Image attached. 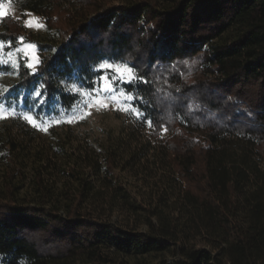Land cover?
Returning <instances> with one entry per match:
<instances>
[{
    "label": "trees",
    "instance_id": "16d2710c",
    "mask_svg": "<svg viewBox=\"0 0 264 264\" xmlns=\"http://www.w3.org/2000/svg\"><path fill=\"white\" fill-rule=\"evenodd\" d=\"M115 1L28 0L57 41L2 20L8 51L23 37L44 54L35 74L19 56L3 98L37 117L69 111L71 85L92 89L96 63L123 61L152 126L98 147L64 133L33 153L0 136V264H264V0ZM130 169L150 197L122 182Z\"/></svg>",
    "mask_w": 264,
    "mask_h": 264
},
{
    "label": "rangeland",
    "instance_id": "374dc122",
    "mask_svg": "<svg viewBox=\"0 0 264 264\" xmlns=\"http://www.w3.org/2000/svg\"><path fill=\"white\" fill-rule=\"evenodd\" d=\"M26 2H28V0H1L0 11H6L7 13L6 16H11L14 19L20 20L22 22L23 27L25 20L38 18L44 26L41 28L24 27L27 30V32L34 34L37 41H42V42H47L52 40L57 41L58 36L54 31H50L47 28L46 19L44 17L29 12L25 8ZM130 2L131 0H118L115 1L114 4L121 5ZM95 16L96 15L93 14L90 17L93 18ZM4 17L5 16L0 17V29L2 28V20ZM27 44H31L35 46L32 52L39 59L41 63L42 56L44 55L43 52H41L38 49L35 43L29 42L24 38V45ZM24 45L20 44L18 48H21ZM15 50L11 51L14 53V55L16 54ZM7 52L9 51L5 47L3 53L0 55H3L4 58H6ZM19 56L25 57L22 53L19 54ZM103 61H108L110 63H115V64L125 63L123 61H111L109 59H103L100 62L96 63L93 66V71L97 73V76L94 80L95 82L94 88L87 89L86 87H83L82 84L79 82L74 83L73 85H75L77 88V91L75 93L79 95L78 104L69 111H63L62 109L59 108H56L57 110L56 109L52 110L53 109L52 106L51 112H48L43 117H37L35 113L31 111V109L18 105L14 101L10 102L8 98H3L4 96H7L11 87H13L18 81V75H4L2 78H0V85L6 87L8 91L4 92L3 94H0V104H4L5 106L11 105L12 107H14L17 116L8 119H0V136L4 134L6 135L8 130H10V133H12L13 137H15L16 140H20L24 142L26 145L30 146L31 148L30 150L32 153L35 152L36 150L51 151L59 146H62L64 143L62 142V140L65 138L64 133L69 134L71 140H73V146L79 144L78 142H80L81 140L88 139L92 143L93 147H98V144L100 143H106L110 138H116L118 135H120V133L124 129H128V130L131 129L133 131L139 130L142 133V136L147 137V130L149 126L146 120L148 119L146 117V114L138 107L137 98L135 95H134L135 99L132 101L109 102L107 108L92 107L91 109H88V111H90L91 114L87 115L86 118L77 119L72 123L64 122L68 118L74 115H78L79 110L85 109V106L89 103V100L85 95V93L92 92L94 89H98L100 87L98 81H99V76L102 75V73L96 70V66ZM39 64L36 66V69L39 66ZM13 71L14 69L11 67V71L0 70V73H11ZM109 75H111V73H109ZM127 84L129 83L117 82L115 84V88L117 90L123 89L124 91H126L124 86ZM73 85L70 86L69 88L70 91H72L71 89ZM93 95H95L94 92ZM129 104L137 108L140 111V113L143 114V117L137 118V116L134 114H129L126 111L117 110L118 108L127 106ZM25 112H31V114L37 117L39 121H43L45 123L51 121H61V122L52 123L49 127H47V131H42L37 127H33L31 124L27 123L22 118H18L20 114ZM152 144H156V142L152 141ZM136 172H138V175H135ZM26 173L28 175V180H29L30 170L28 169ZM119 176L122 178V182L126 186H128V188L131 190L132 195L137 196L138 200H142V198L150 197L149 195L150 187L145 182L146 176L143 174L141 170L135 169L131 171L130 169L129 171L119 173ZM26 187H29L27 181H26ZM114 218L121 221L123 220L122 215H120L118 212L115 214ZM140 229L145 230V226H141ZM179 259H180L179 257L173 258L169 256L167 260L170 262L172 260H179Z\"/></svg>",
    "mask_w": 264,
    "mask_h": 264
},
{
    "label": "snow or ice",
    "instance_id": "6c2138e0",
    "mask_svg": "<svg viewBox=\"0 0 264 264\" xmlns=\"http://www.w3.org/2000/svg\"><path fill=\"white\" fill-rule=\"evenodd\" d=\"M6 11H0V17L6 16ZM44 25L40 22L38 18H32L24 21V27L28 28H41ZM18 41L21 45H24V38L19 37ZM11 48V42H8L5 45L4 42L0 41V54L3 53L5 47ZM34 45L27 44L21 48L15 50V55L13 52L9 51L6 53V58L3 55H0V64L9 65L14 69L11 73H0V78L4 75H18V69L20 67L19 64V54H23L26 58V62L24 67L31 69L32 73L35 74L36 66L40 63L39 59L33 54L32 50L34 49ZM96 70L101 72L102 75L99 76V84L100 87L98 89H94L92 92H87L85 95L87 96L89 103L85 106L84 110H79L78 115H74L68 118L67 123H72L77 119H84L87 115H90L91 112L88 109L92 107L97 108H107L109 102H121V101H132L135 99V96L126 92L123 89L117 90L115 88V84L117 82L123 83H134L138 80H142V77H139L133 67H130L127 63H110L108 61H103L96 66ZM111 73V75H109ZM147 82V81H144ZM43 88V85L40 86ZM72 91L76 92L77 88L75 85L72 86ZM8 89L2 85H0V94L7 92ZM93 92L95 95H93ZM41 94L40 90H35V95L39 96ZM117 110L126 111L129 114H134L137 118H142L143 114L132 105H127ZM17 113L14 107L11 105L5 106L4 104H0V119H8L11 117H16ZM18 118H22L27 123L31 124L33 127H37L42 131H47V127H49L52 123H60L61 121H51L45 123L43 121H39L37 117L31 114V112H25L19 115ZM149 127L152 126L151 120H146ZM167 131L166 128L163 129Z\"/></svg>",
    "mask_w": 264,
    "mask_h": 264
}]
</instances>
